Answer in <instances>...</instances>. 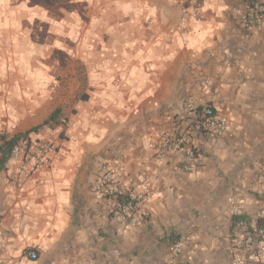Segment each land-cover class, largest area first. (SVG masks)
Returning <instances> with one entry per match:
<instances>
[{"label": "crops", "instance_id": "1", "mask_svg": "<svg viewBox=\"0 0 264 264\" xmlns=\"http://www.w3.org/2000/svg\"><path fill=\"white\" fill-rule=\"evenodd\" d=\"M181 10L174 0H0V130L16 123L59 147L22 189L0 183V264H234L232 208H264V25L246 37L240 0H207L203 20L168 43ZM193 104L229 126L194 137L200 158L186 172L152 142L183 129ZM106 166L149 191L138 223L116 222L93 192Z\"/></svg>", "mask_w": 264, "mask_h": 264}, {"label": "built area", "instance_id": "2", "mask_svg": "<svg viewBox=\"0 0 264 264\" xmlns=\"http://www.w3.org/2000/svg\"><path fill=\"white\" fill-rule=\"evenodd\" d=\"M174 1L181 5L182 10L176 26L168 34V43L181 36L186 38L192 32L191 24L203 20V7L207 0ZM240 1L244 5L239 16L240 26L244 35L249 37L264 25V0ZM188 114V118L184 116L182 119L186 121L184 130L177 127L171 132L160 133L159 140L152 142V147L158 159H163L167 154H175L179 157L182 169L192 172L200 158L194 137H220L228 129L229 121L227 116L212 105L193 104ZM8 143H11L9 158L2 163ZM58 153L59 147L54 142L22 132L16 123H11L6 129L0 130V183L10 190L22 189L29 178L57 160ZM92 190L111 202V217L127 227L138 223L139 204L151 196L148 190L139 191L137 187L122 185L111 166H106L95 179ZM232 213L237 217L235 226L239 229L234 236V264L264 263V208L252 217H244V211L239 206H234ZM184 245V241L177 242L175 251H182ZM31 256L35 259L37 253L31 252Z\"/></svg>", "mask_w": 264, "mask_h": 264}, {"label": "trees", "instance_id": "3", "mask_svg": "<svg viewBox=\"0 0 264 264\" xmlns=\"http://www.w3.org/2000/svg\"><path fill=\"white\" fill-rule=\"evenodd\" d=\"M60 115V109H57L52 116L49 118V120L45 121L42 125H39L34 128L35 131H37L41 126L48 124L50 121H57L58 117ZM11 147V143H8L6 150H4L3 157L1 159V162H6L9 158V149Z\"/></svg>", "mask_w": 264, "mask_h": 264}]
</instances>
